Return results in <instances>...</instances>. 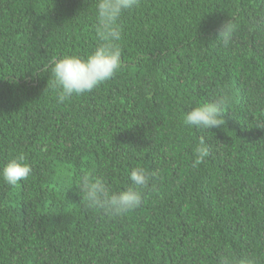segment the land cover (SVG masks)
I'll return each mask as SVG.
<instances>
[{
  "label": "trees",
  "instance_id": "1",
  "mask_svg": "<svg viewBox=\"0 0 264 264\" xmlns=\"http://www.w3.org/2000/svg\"><path fill=\"white\" fill-rule=\"evenodd\" d=\"M96 2L0 0V168L23 154L32 169L0 180V264H264V0H140L118 21L122 68L58 103L48 65L96 47ZM221 90L220 128L183 125ZM137 166L135 211L81 200L82 174L119 193Z\"/></svg>",
  "mask_w": 264,
  "mask_h": 264
},
{
  "label": "clouds",
  "instance_id": "2",
  "mask_svg": "<svg viewBox=\"0 0 264 264\" xmlns=\"http://www.w3.org/2000/svg\"><path fill=\"white\" fill-rule=\"evenodd\" d=\"M140 0H97L95 7V35L97 45L86 57L65 55L53 59L48 65L51 84L47 88L56 92L58 103H63L72 96H80L91 92L101 84L113 78L122 68L121 28L118 23L121 15L139 6ZM238 31L233 20L221 25L217 39L224 47L232 42ZM216 39V40H217ZM229 97L224 90L211 101L202 103L182 116L183 125L188 128L212 129L220 128L225 120L223 114L228 106ZM193 166H198L210 155L206 139L201 138L194 147ZM32 169L23 154L16 155L0 168V180L9 186H15L26 180ZM131 185L119 193L111 192L102 178L91 173H84L77 181L76 188L81 200L87 207L99 209L109 216H120L135 211L144 199V189L149 184L148 172L140 166L131 169L129 173ZM222 264H234L226 257ZM244 264H254L248 259Z\"/></svg>",
  "mask_w": 264,
  "mask_h": 264
}]
</instances>
